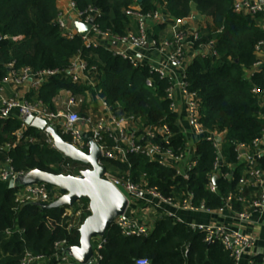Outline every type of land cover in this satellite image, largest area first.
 <instances>
[{
  "label": "trees",
  "instance_id": "obj_1",
  "mask_svg": "<svg viewBox=\"0 0 264 264\" xmlns=\"http://www.w3.org/2000/svg\"><path fill=\"white\" fill-rule=\"evenodd\" d=\"M58 1L0 0V65L14 61L16 67H30L34 71L47 68L66 70L70 59L79 52L89 68L97 69L94 87L87 88L103 99L115 115H134L140 128L164 123L176 135L177 114L170 109L169 100L165 98L169 81L160 79L147 66L132 67L103 46L86 47L78 34L71 39L63 37L54 22L59 11ZM68 1H73L79 10L87 6L98 9L100 16L95 20L96 25L114 35L137 31V23L125 13L134 3L143 14L159 5L168 18L164 21L166 25L157 26L159 29L171 27L174 19L188 16L192 9L200 16L211 18V23L201 29L195 46L214 41L217 56L197 55L189 63L186 74L188 88L200 99L201 125L208 131L224 132L221 152L224 161L234 168L229 170L232 179L226 181L218 176L215 180L217 191L214 193L208 189L216 149L205 139L194 146L198 160L189 179L149 161L143 154H129L126 163L114 165L112 170L114 167L120 171L130 169L133 180L138 183L145 175L143 179L147 185L157 187L165 196L177 198L189 191L194 194L195 204L204 203L211 209L220 207L229 191H237L239 166L235 146L251 143L264 123V109L251 92L254 85L264 88V66L250 78L245 75L246 69L260 58L254 45L264 41L263 15L259 14L253 20L248 15L236 14L232 10V0ZM19 35L23 36L20 41L11 40ZM164 35L161 39L169 37ZM146 79L153 81L152 88L146 86ZM62 89L80 93L86 86L72 82L62 73L49 79L31 96L46 103L51 110H57L62 104L54 100ZM87 110L85 108L82 114H87ZM19 128L18 119H0V163L9 159L14 172L38 169L57 173L65 163L86 166L69 158L63 159L60 152L45 143L43 133L32 126H28L25 135L34 136L35 141L15 143L14 133ZM62 138L69 141L66 135ZM108 142L110 145L111 141ZM184 143L182 136L172 139L175 148L183 147ZM7 144L11 148H5ZM225 170L228 169L223 167L222 171ZM15 193L16 189L0 182V264H19L26 250L51 255L53 243L61 239H66L67 245H79V232L67 231L68 218L62 215L63 206L44 209L35 203H27L16 207ZM80 202L88 203L87 199ZM7 229L14 233L6 235ZM103 238L105 243L100 250L102 259L99 264H135L138 258H147L149 264H235L219 243L204 241L203 233L167 216L155 219L147 236L125 237L111 224Z\"/></svg>",
  "mask_w": 264,
  "mask_h": 264
},
{
  "label": "built area",
  "instance_id": "obj_2",
  "mask_svg": "<svg viewBox=\"0 0 264 264\" xmlns=\"http://www.w3.org/2000/svg\"><path fill=\"white\" fill-rule=\"evenodd\" d=\"M67 8L73 13L74 19L83 24L92 21L86 34L81 35L74 27L72 16L64 9H59L55 17V24L59 27L61 35L67 39L80 35L86 47L103 46L114 51L132 67L147 66L160 79H167L169 86L165 91V98L169 100V107L176 113L178 105L177 94L183 96L186 117L191 135L184 137L185 130L180 128L177 121L178 132L173 134L167 124L145 125L140 128L134 115H115L110 106L101 98H97L87 87H94V78L97 76L95 67L89 68L87 61L78 52L69 62L66 70L41 69L32 70L30 67H16L14 61L0 65V119H18L20 128L14 133L15 143L23 140L34 142L35 138L25 135L28 126L24 118L32 116L44 120L53 127L62 137H69V143L80 151L88 153L91 142L99 149L97 164L105 168L102 178L113 185L126 199V208L118 215L112 224L118 227L125 237H144L151 231L155 219L161 216L172 217L179 222L186 223L193 231L203 233L204 241L219 243L239 264L247 256V264H264V123L258 136L251 143H238L235 146L236 161L239 166L237 191H229L220 207L211 209L201 203H194V194L185 192L180 197L163 195L155 186L147 185L143 179L135 182L130 169L120 171L112 166L126 163L129 154H143L149 161L159 166L170 168L177 175L189 179L190 172L197 164L198 156L195 153V144L205 139L211 141L216 149V158L212 172L209 174L207 185L211 192L217 191L216 181L213 177L231 180L233 166L224 161L222 143L224 132L208 131L200 123V99L195 91L188 88L186 70L194 57L200 55L217 56L214 41L204 45L198 41L202 27L195 24L193 14L180 19H174L169 37L158 39L150 31L151 27L163 23L168 18L160 7L143 14L136 3L125 10L127 16L137 23V31H129L124 35H114L98 28L95 20L100 11L92 6L79 10L73 1L68 2ZM232 10L236 14L248 15L253 20L259 14L263 15L261 28L264 29V0H232ZM23 36H13L12 41H20ZM116 43L117 48L111 49L104 45L102 40ZM186 47H190L192 55L190 61L186 60ZM146 49H155L165 56V66L146 63L140 58L138 52ZM255 53L260 57L246 69V77L250 78L264 66V41L260 40L254 45ZM176 67L179 76L175 79L170 76V68ZM65 74L72 82L86 86L80 93L69 89L58 91L56 101L62 104L57 110L31 95L36 93L43 84L56 75ZM147 87H153V81L146 79ZM264 109V88L256 85L251 88ZM88 106V107H87ZM87 108V114L82 111ZM263 114L260 113V117ZM39 130V129H38ZM44 141L55 150L53 138L45 131ZM174 136L185 139L183 147L175 148L172 144ZM108 140L111 141L109 145ZM5 148H11L7 144ZM62 158L65 159V157ZM112 165H109V164ZM130 167V165H128ZM62 173L80 177L81 171L89 168L75 167L70 163L61 165ZM225 167L228 170L222 171ZM113 171V172H112ZM24 172H14L10 160L0 163V182L8 184L11 178H16ZM16 189L14 201L16 207L27 203L51 202L58 199L63 193L58 187H48L47 183H31L13 186ZM178 211L205 213L215 215L220 220L211 219L209 222H186L178 216ZM89 202H75L73 205L63 206V216L68 218L67 231H79L83 220L90 214ZM259 217L255 220L254 216ZM228 218L229 222L225 219ZM22 233L23 230H18ZM6 235L14 233L7 229ZM93 241V243H92ZM66 239L53 243L51 255L35 254L26 250L19 264H81L66 255L63 249L67 248ZM105 243L103 236L91 239L93 261L90 264H99L102 259L100 250ZM147 258H138L135 264H149Z\"/></svg>",
  "mask_w": 264,
  "mask_h": 264
},
{
  "label": "water",
  "instance_id": "obj_3",
  "mask_svg": "<svg viewBox=\"0 0 264 264\" xmlns=\"http://www.w3.org/2000/svg\"><path fill=\"white\" fill-rule=\"evenodd\" d=\"M73 25L81 35H84L91 27L92 21L87 24L76 21ZM24 122L47 132L53 138L57 151L63 157L88 165L89 168L81 171L80 177L64 174L62 171L52 173L34 169L18 175L14 179L11 178L7 187L12 188L39 182L58 187L63 193L58 199L51 202L35 203L44 209L73 205L80 199H88L91 212L79 227V245H72L63 251L81 264H90L93 261L91 239L104 235L114 219L124 212L127 204L126 199L113 185L102 178L105 168L97 164L99 149L95 143L91 142L88 153H85L65 141L44 120L27 116L24 118ZM215 180L216 176L213 177V181Z\"/></svg>",
  "mask_w": 264,
  "mask_h": 264
},
{
  "label": "crops",
  "instance_id": "obj_4",
  "mask_svg": "<svg viewBox=\"0 0 264 264\" xmlns=\"http://www.w3.org/2000/svg\"><path fill=\"white\" fill-rule=\"evenodd\" d=\"M68 0H59L58 1V7L59 9H64L66 10L67 13H69L70 15L73 14L68 8ZM159 7V5L156 6V8ZM191 14L194 15L195 17V24H199L202 28L205 27L207 24L211 23V18L210 17H203L200 16L194 9H192ZM72 16V22H76V20L74 19L73 15ZM160 25H166L163 23H160ZM158 26V25H157ZM154 26L150 28L149 32H152L153 35L155 34V36L158 39H161V37L167 36L170 34V27H165L162 26L161 29H159V27ZM170 26V25H168ZM102 40V39H101ZM102 43L108 47H110L111 49H116L117 45L116 43H114L113 41H109V40H102ZM192 50L190 49V47H186V54H187V58L186 60L190 61V56L192 55ZM140 58H142L143 61H145L146 63H153L155 65H159V66H165V56L162 52H159V50H155V49H146V50H141L138 52ZM170 76H172L173 79L177 78L179 75L178 69L176 67H171L170 68ZM178 97V105L176 107V114H177V118H178V125H179V129L182 128L185 130V134L184 137H189L191 135V131L189 129V124H188V120L186 117V107H185V103H184V99L183 96L178 93L177 94ZM178 216L185 220L186 222H204L207 223L209 222L211 219H216V220H220L219 217L215 216V215H208L205 213H195V212H186V211H178ZM259 216L255 215L254 219L256 220ZM226 221L229 222V219L226 218ZM264 227V226H262ZM239 264H247V256H244L242 258V260L240 261Z\"/></svg>",
  "mask_w": 264,
  "mask_h": 264
},
{
  "label": "rangeland",
  "instance_id": "obj_5",
  "mask_svg": "<svg viewBox=\"0 0 264 264\" xmlns=\"http://www.w3.org/2000/svg\"><path fill=\"white\" fill-rule=\"evenodd\" d=\"M51 186H52V185H49V184H48V187H51ZM80 200H83V199H80ZM80 200H78L77 202H80ZM87 201H88V199H87ZM74 204H75V203H74ZM92 243H93V241H92ZM70 246H72V245H68L67 248L70 247Z\"/></svg>",
  "mask_w": 264,
  "mask_h": 264
}]
</instances>
